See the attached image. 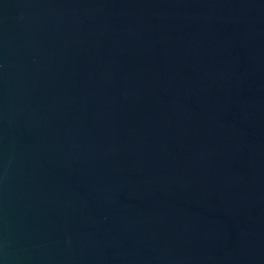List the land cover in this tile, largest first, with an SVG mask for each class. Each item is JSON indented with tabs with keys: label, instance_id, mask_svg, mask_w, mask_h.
I'll list each match as a JSON object with an SVG mask.
<instances>
[{
	"label": "water",
	"instance_id": "95a60500",
	"mask_svg": "<svg viewBox=\"0 0 264 264\" xmlns=\"http://www.w3.org/2000/svg\"><path fill=\"white\" fill-rule=\"evenodd\" d=\"M0 264H264V0H0Z\"/></svg>",
	"mask_w": 264,
	"mask_h": 264
}]
</instances>
